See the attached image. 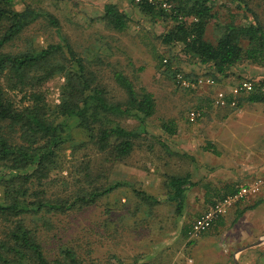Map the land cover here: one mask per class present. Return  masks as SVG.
Returning <instances> with one entry per match:
<instances>
[{
    "label": "trees",
    "instance_id": "obj_1",
    "mask_svg": "<svg viewBox=\"0 0 264 264\" xmlns=\"http://www.w3.org/2000/svg\"><path fill=\"white\" fill-rule=\"evenodd\" d=\"M132 2L142 16L170 25L160 36L161 43L180 46L181 59L204 68L198 75L209 76L213 84L234 74L243 63L264 65V28L245 0ZM218 2L234 6L227 21L221 22L216 14ZM17 3L0 0V264H96L63 239L51 246L50 230L55 220L75 216L124 186L122 182L99 184L107 182L108 165L125 162L146 134L143 129L138 131L139 127L127 129L121 120L151 118L156 101L146 90L137 92L121 71L112 76L124 96L119 101L109 98L97 74L60 36L59 21L31 4H24L19 11ZM239 16L244 23L236 22ZM101 20L106 29L120 34L130 23L114 3L103 6ZM211 26L218 32L214 38L207 35ZM36 27L53 30L61 40L40 45L39 32L29 34ZM90 60L103 63L100 56ZM170 62L163 63L159 57L158 69L170 73ZM245 77L239 74V84L249 81L250 90H240L228 103L236 108L243 103L264 105V78ZM51 85L59 86V103L55 105L49 100ZM162 129L169 135L175 133L172 127L163 125ZM83 149H91V155L96 152L104 161L97 167L98 162L88 153L79 158ZM66 150L71 151L70 159ZM65 161H70L68 171L63 167ZM190 178L189 174L167 176L164 201L174 204L175 219L182 217L186 193L196 185ZM236 192L229 191L209 205ZM131 193L139 200L135 210L141 214L147 206L161 203L144 191L132 188ZM109 213L108 209L103 212ZM190 230L191 225L182 230L184 238Z\"/></svg>",
    "mask_w": 264,
    "mask_h": 264
},
{
    "label": "rangeland",
    "instance_id": "obj_2",
    "mask_svg": "<svg viewBox=\"0 0 264 264\" xmlns=\"http://www.w3.org/2000/svg\"><path fill=\"white\" fill-rule=\"evenodd\" d=\"M245 1L264 28V0ZM107 3L116 4L129 17V27L124 33L105 28L101 18L103 6ZM222 3L218 2L215 9L220 21L224 22L235 10L233 5L227 3L229 6L225 7ZM24 4L44 10L59 21L60 36L68 40L86 66L97 74L99 81L107 88L109 98L119 101L124 96L112 76L114 71H121L133 82L137 92L146 90L156 101L155 114L151 118L143 122L135 118L121 120L127 129L139 127L137 130L143 129L146 134L137 141L134 152L125 162L108 165L107 182L102 180L99 184L122 182L124 186L75 216L60 219L59 222L55 220L49 233L51 246L55 247L63 239L65 243L70 242L79 255L86 256V260L96 264H161L160 259L163 257L168 260L179 257L183 262L181 264H232L237 250L230 249V245L236 240L235 234H238L239 264H264V197L247 196L240 200L230 208L231 214L221 230L190 236L187 239L190 244L182 239L180 231L190 226L210 207L203 198H199L206 191L203 183L190 191V194L197 195L195 199L193 197L186 201V211H183L181 218L175 219L174 204L164 201L167 176L189 174L195 178L192 174L193 165L201 168V174L211 172L200 165L209 162L206 156L210 152L206 153L202 148L209 149L210 144L205 131L212 117L209 101L214 94H211L213 89L221 86L226 92L239 95L243 84L250 83L244 81L239 84V74L244 73L249 79L259 80L264 78V65L243 63L235 68L234 74L220 79L219 84H213L209 76L198 75L201 68L195 66L193 61L181 59L180 46H165L161 43L160 36L170 25L142 16L132 0H18L16 9L21 11ZM236 22L244 23V20L239 16ZM35 31L39 32L36 35L37 42L42 46L61 40L53 30L36 27L29 34ZM216 33L211 26L207 35L214 38ZM97 56L103 59V63L97 64L90 60ZM159 57H163V63L171 60L170 73H164V68L158 69ZM201 70L205 71L204 68ZM207 80L211 83H207ZM59 81L61 83L63 79ZM50 89V103L58 104L59 86L51 85ZM227 94L224 92L225 96ZM251 121L244 120V124L249 127L252 125L250 132H246L247 128L243 127L237 141L226 147L233 155L242 151L248 155L252 154L250 151H264V132H258V123L260 129L264 128V122H261L264 117ZM71 123L70 127L73 126ZM163 125L174 128L175 133L167 134L162 129ZM228 127L237 130L239 124L231 120ZM90 150L83 149L78 157L82 158L85 153L91 155ZM70 152L65 151L68 159ZM90 157L98 162L97 167L104 161V157L96 152ZM249 157L252 159L254 156ZM69 162L65 161L63 165L67 171ZM258 183L264 187L263 180ZM132 188L144 191L161 203L152 208L147 206L148 209H144L142 215L141 210H135L139 200L131 193ZM254 204L256 209L243 213L237 221L235 208H239L240 213ZM105 209L110 213L104 215ZM259 241L262 242L257 248L242 250Z\"/></svg>",
    "mask_w": 264,
    "mask_h": 264
},
{
    "label": "crops",
    "instance_id": "obj_3",
    "mask_svg": "<svg viewBox=\"0 0 264 264\" xmlns=\"http://www.w3.org/2000/svg\"><path fill=\"white\" fill-rule=\"evenodd\" d=\"M221 86H218L216 90L213 89V92H211V101H209V105L212 106V113H211V120L209 123H207V130L206 138L210 143L208 145L209 149H206L205 147L202 148L204 152H210L207 153L209 158V162L204 163L205 168L211 170L210 173H204L201 174V171L199 167L193 165L192 174L195 176V178H190L191 182L199 185H204L205 194L204 196L200 195L199 198H203L204 203L209 204L212 201L217 200L221 196L225 195L229 191H237L239 187L241 186H249L257 183L258 181H264V151L260 150H254L250 151L252 154L248 155L246 151H242L238 154H232L230 151L226 149V147L232 146L234 142L237 141L239 137V133L242 130L243 127H246V132H250L249 129L252 128V125L249 127L247 124H244V120H252L254 121L256 118H259L261 116L264 117V105L259 103H243L239 107H234L232 104L228 103V100H235L236 94L234 92H226L227 90H224ZM228 93L227 96L224 97L225 104L220 105L218 104V95L221 93ZM235 117V118H233ZM231 120H235L237 124H239V127L237 130L230 129L229 123ZM251 121V122H252ZM259 122V121H256ZM262 123L264 121H261ZM228 127V130H225ZM260 124L258 123V132H261L264 128L260 129ZM243 135V133L241 134ZM226 138L228 140H226ZM239 142V140H238ZM227 144V145H226ZM256 144V142H255ZM205 153V154H206ZM214 154V156L212 155ZM216 155V156H215ZM249 156H254L252 159H250ZM191 174V175H192ZM210 175V176H208ZM204 177V179H203ZM207 179H206V178ZM196 185L194 187H191L189 191L186 193V199L187 202L189 199L193 198L195 199V195L190 194V191L194 188L196 189ZM198 190V189H197ZM199 192V191H198ZM254 198H263L264 197V187H260V191L251 196ZM251 199V198H248ZM247 200V199H245ZM186 202V203H187ZM255 205V204H254ZM252 205V206H254ZM250 206L243 209L245 211L244 213H247L248 211H251L252 209H247ZM237 212V221L239 220V208H235ZM256 209L253 208V210ZM186 211V206H185ZM235 212V213H236ZM188 215V213H186ZM231 211L227 212V214L221 219H219L217 222L213 224V226L206 232H209L210 230L217 231L222 229V225H224L227 222L228 216H230ZM236 222V221H234ZM180 230H182V226L180 227ZM182 239L185 240L186 243L190 244L188 242V238H184L182 235V231H180ZM218 233V232H216ZM205 234V233H204ZM235 242L230 245V249H236L237 251L234 254V258L232 264H239V235L235 234ZM191 239V238H190ZM259 245V244H258ZM249 246V245H248ZM254 246V247H253ZM257 245L252 244L248 248H242L245 249H255ZM257 248V247H256ZM237 254V255H236ZM181 256V255H180ZM179 257L174 259H166L163 257L160 259L161 264H181L182 261ZM183 263V262H182ZM186 264V263H185ZM228 264V263H227Z\"/></svg>",
    "mask_w": 264,
    "mask_h": 264
},
{
    "label": "built area",
    "instance_id": "obj_4",
    "mask_svg": "<svg viewBox=\"0 0 264 264\" xmlns=\"http://www.w3.org/2000/svg\"><path fill=\"white\" fill-rule=\"evenodd\" d=\"M207 83H211L210 80L206 81ZM251 84L245 83L243 84L242 89L244 90H250ZM224 93H221L218 95V104L223 105L225 104L224 100ZM232 106H234V103H232ZM192 114V120L194 118ZM260 190V183H255L253 185L249 186H241L238 188L237 192L234 195L228 196L223 198L218 203L214 204L213 206H210L208 210H206L200 217H198L192 224H191V230H190V236L197 237L201 235L203 232H206L211 225L218 220L219 218L225 216L227 212L230 210L232 206H234L237 202L240 200L246 198L247 196H253L257 194Z\"/></svg>",
    "mask_w": 264,
    "mask_h": 264
},
{
    "label": "water",
    "instance_id": "obj_5",
    "mask_svg": "<svg viewBox=\"0 0 264 264\" xmlns=\"http://www.w3.org/2000/svg\"><path fill=\"white\" fill-rule=\"evenodd\" d=\"M262 241L256 242L254 245H258L259 243H261ZM237 264V263H236Z\"/></svg>",
    "mask_w": 264,
    "mask_h": 264
}]
</instances>
